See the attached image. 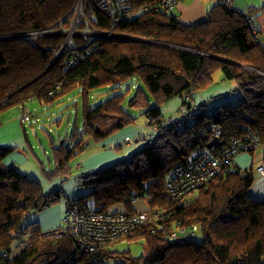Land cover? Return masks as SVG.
Listing matches in <instances>:
<instances>
[{
	"label": "trees",
	"instance_id": "1",
	"mask_svg": "<svg viewBox=\"0 0 264 264\" xmlns=\"http://www.w3.org/2000/svg\"><path fill=\"white\" fill-rule=\"evenodd\" d=\"M78 1L0 0V36L51 33L37 39L0 40V113L18 107L20 117L27 113L31 122L34 116L26 108L28 102L36 99L49 107L69 95L77 96L72 107L81 115V129L74 124L66 140L69 146L64 140L58 147L51 146L53 168L42 169L48 179L71 175V162L89 141L100 143L131 126L135 117L129 109L143 111L146 124L157 130L153 139L145 136L147 145L129 158L81 173L78 180L91 192L66 200V206L78 203L104 214L122 205L129 215L136 213L132 202L141 200L147 210L167 215L101 245L97 255L106 264H264V199L249 194L256 176L264 177L256 171L259 165L241 169L232 163L195 194L181 199L167 192L174 168L189 166L196 151L208 148L210 128L215 125L221 127L219 150L235 142L246 154L261 151L264 162V43L244 20L245 13L252 14L256 24L255 11L215 0L202 22L184 25L175 11L162 9L164 0H130L132 16L113 29L115 36L87 42L74 37L60 54L65 37L53 29L70 28ZM82 3L90 27L108 33L109 18L90 0ZM83 29L81 23L78 30ZM84 45L85 59L64 70L74 48ZM92 45L96 50L89 53ZM217 72L235 84L238 99L210 108L206 100L196 104L194 95L211 87ZM132 81L135 91L126 99ZM109 87L121 91L96 102L99 96L94 93ZM177 97L184 126L178 120L164 121L160 109ZM253 136L257 143L251 141ZM14 150L0 146V264H76L69 255L70 242L57 239L55 230L42 232L34 222L22 225L30 211L57 205L62 193L44 194L37 182L3 164ZM85 198L94 201L93 210L87 208ZM190 232L194 237H189ZM171 233L186 241L171 239ZM18 238L24 240V247L3 258ZM123 240L142 241L146 254L135 257L129 251L108 249Z\"/></svg>",
	"mask_w": 264,
	"mask_h": 264
},
{
	"label": "built area",
	"instance_id": "2",
	"mask_svg": "<svg viewBox=\"0 0 264 264\" xmlns=\"http://www.w3.org/2000/svg\"><path fill=\"white\" fill-rule=\"evenodd\" d=\"M183 0H164L161 7L166 12L174 11L177 4ZM224 4L234 7L233 0H222ZM83 0L79 4V14L75 15L71 24V29L68 32L63 30L57 32L58 36H65V42L62 45L61 53L71 46V40L74 37H78L87 42V39L101 40L115 36L113 29L118 24L127 21L132 16V8L130 0H90L94 8L101 10L110 20V31L108 33L94 30L90 27L86 19L84 18ZM235 8V7H234ZM239 11V9H235ZM244 20L250 32L257 36L258 30L254 22L253 15L245 13ZM85 25V29L78 30L80 24ZM31 34H18L12 36H0V40L6 39H28L33 37ZM51 33L44 32L42 36L49 35ZM20 38H16V37ZM77 47V46H76ZM87 45L80 47L72 52L71 58L64 64V70L74 68L80 61L85 59V56L81 53V50H85ZM96 50V46L92 45L89 53ZM30 121V116L27 113L21 114L19 118L20 123H26ZM211 140L203 151H196L193 155V159L189 166L183 168L182 166H176L173 170V180L167 184V192L173 195L175 198H183L186 195H193L197 190L208 180L215 175L220 174L225 167H229L235 157L239 154L247 153V150L240 144L235 142L229 145L227 148L219 150V145L223 142L221 137V127L212 126ZM252 142L257 143L256 138L253 136ZM250 138V139H251ZM143 140V139H140ZM126 144H130L129 139L125 140ZM218 146V147H217ZM256 171L264 175V162H262ZM66 217L63 219V228H58L54 231L57 239H67L70 242V257L76 261V264H106L104 260L97 255L98 249L101 245L118 241L119 239L134 234L136 230L146 224L150 219L165 218V213H158L157 211L151 212V210H144L136 212L133 215H129L126 212H114V213H96L88 209H84L83 205L78 203H72L66 206ZM193 230L196 227L192 228ZM185 231L182 230L183 234ZM189 237H194V233H188ZM170 238L176 240L179 243H183L186 239L179 237L176 233H171ZM25 245L24 240L18 238L11 251L3 252L2 257L7 259L13 256L19 249ZM103 260V261H102Z\"/></svg>",
	"mask_w": 264,
	"mask_h": 264
},
{
	"label": "rangeland",
	"instance_id": "3",
	"mask_svg": "<svg viewBox=\"0 0 264 264\" xmlns=\"http://www.w3.org/2000/svg\"><path fill=\"white\" fill-rule=\"evenodd\" d=\"M80 1L81 0L78 1L75 7L74 17L75 15L79 14L78 9H79ZM257 1L264 3V0H257ZM256 16L257 17L261 16V12L257 11ZM70 29H71V25L68 30H63V31L68 32ZM53 31L60 32L61 30L60 28H57V29H53ZM44 32L50 33V30L43 31L39 35L35 34L33 35V37L30 36L28 37V39L40 38V36H42L41 34H43ZM259 40L262 43H264V33L260 34ZM221 77H222L221 73L217 72L213 76L214 84L211 87H209L207 90L196 93V95H194L196 104H200L201 102L206 100L207 102H209V105L210 103L212 104L208 107L210 108L211 106H217L226 100H228L229 102L236 101L238 95L240 94L237 91L235 84L232 81L222 82ZM132 82L133 84L131 85L130 94L126 96V99L128 97L130 99L134 94L135 89L133 88V86L136 85V82L134 81ZM120 91L121 90H115L112 87L101 88L100 90L98 89L94 93V95L99 96L96 99V102L105 101ZM76 98L77 96L75 94H72L63 98L58 104L49 107L48 105L38 103L36 99L28 102L26 104V108L31 114H33L34 117L32 118L31 122L26 123L23 126H21L19 123L20 111L18 107L9 108L0 113V124L10 126L9 133H7L9 134V139L22 137L25 132L27 136V144H28L27 145L25 143V149H22L20 146H18V144H13L12 146L15 148V150L11 152L5 159L10 157L13 153H20L24 156L30 155L32 157L31 159L33 162H30L25 165H20L18 162H16L14 163L13 167L18 168L19 172L22 175L27 176L30 180L37 182L42 187V191L44 194H49L51 191L61 192L62 193L61 201L58 204L61 206L65 203L66 200H72L78 197H86L92 190L91 187L82 185L81 181L78 180L80 176L78 170L72 169L70 171L71 175L65 177L63 176L53 177L54 175H50L52 177L50 179L46 178L42 173V169L51 170L53 168V165L49 164V161H51L52 159L51 146L58 147L63 140L65 141V144L69 146V143H67L66 140L67 137H69L72 134L74 124L78 125V130L81 129V115L79 112L77 113V111L72 107V103L75 102ZM124 106H126V100L124 102ZM180 107H181V98L179 97L174 98L166 102L165 104L161 105L160 109L164 121L168 122L169 119L178 120L180 121L181 125L184 126L181 121L184 117L183 114L180 113L179 110ZM142 112L143 111L129 109V113L135 117L134 123L129 127L119 130L118 132H116L115 134L106 138L103 141H107L108 139L113 138L116 135L124 134L128 130H132V129L140 137L147 136L150 137V139L151 138L153 139L157 135V130L153 127H149L146 124V119L145 116L142 115ZM188 119H189L188 123H192L193 117L188 115ZM130 144L132 145L134 150L137 147H139L137 150H141L147 145L144 142L135 143L133 140L131 141ZM93 146L94 144H91L89 146V149H92ZM114 149L116 151H122L126 148L125 146L122 145L120 147H114ZM78 157L79 156H75L74 158H78ZM4 160H3V164L6 165ZM108 166L103 167L101 169L107 168ZM84 203L89 209L93 210L95 208L94 201L91 198H85ZM48 209L49 207L45 208L40 212L30 211L29 215H27L24 218L22 225L26 226L32 223L34 220L33 219L34 216L41 213L43 214ZM114 210L115 209H112L111 211ZM11 248H13V246ZM108 249L117 252L129 251L130 254L135 257L146 254V250L144 248V244L142 241L129 242L127 240H123L121 242L109 246ZM108 264H121V261H116V262L108 261Z\"/></svg>",
	"mask_w": 264,
	"mask_h": 264
},
{
	"label": "crops",
	"instance_id": "4",
	"mask_svg": "<svg viewBox=\"0 0 264 264\" xmlns=\"http://www.w3.org/2000/svg\"><path fill=\"white\" fill-rule=\"evenodd\" d=\"M214 5H216L215 0H183L177 4L174 11L182 24L194 25L202 22L206 17L208 10H210ZM233 5L243 11L248 9L254 10L255 15L257 11L261 12V16L256 19V25L259 33L258 35L260 36L261 33H264V3L257 0H233ZM221 78V81L225 82V79L223 77ZM9 127L10 126L0 124V146L13 147V144H18V146L22 149H25V143L27 144V139L25 137L26 134L22 137L9 139V134H7L9 133ZM126 139H129L130 143L132 140L136 143L143 142V140L140 139L145 138L137 135L132 129L128 130L124 134L116 135L115 137L100 143L89 141L83 153L77 155L79 157L75 158L71 162L70 169L78 170L79 174L93 172L117 161L127 159L139 147L134 150L131 144H125ZM91 144H94V146L92 149H89ZM122 145L125 146L126 149L122 151H116L114 149V147H120ZM31 158L32 157L30 155L24 156L20 153H13L10 157L5 159L4 162L6 165L10 166H13L16 162L20 165H25L33 162ZM262 160V152L257 151L254 156L246 153L238 155L235 157L233 163L241 169H247L251 166L253 168L257 167L262 163ZM249 194L255 199H264V177H259L258 175L256 176L255 182L249 190ZM58 204L53 207H49V209L43 214L41 213L34 216L33 222L38 224L42 232L53 231L63 226V219L66 217V201L62 206ZM131 205L136 212L147 209V206L141 200H136L135 202H132ZM112 212H125V209L122 205H119L115 208V211Z\"/></svg>",
	"mask_w": 264,
	"mask_h": 264
},
{
	"label": "water",
	"instance_id": "5",
	"mask_svg": "<svg viewBox=\"0 0 264 264\" xmlns=\"http://www.w3.org/2000/svg\"><path fill=\"white\" fill-rule=\"evenodd\" d=\"M16 38H20V37L18 36V37H16Z\"/></svg>",
	"mask_w": 264,
	"mask_h": 264
}]
</instances>
